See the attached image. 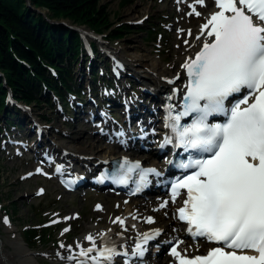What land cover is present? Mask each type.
<instances>
[{
    "label": "snow or ice",
    "instance_id": "obj_1",
    "mask_svg": "<svg viewBox=\"0 0 264 264\" xmlns=\"http://www.w3.org/2000/svg\"><path fill=\"white\" fill-rule=\"evenodd\" d=\"M196 5L205 6V0H194L188 15H201ZM214 5L218 11L211 13L196 37L200 40L206 35L212 39L204 40L195 58L181 65L188 77L182 110L173 115L175 106L167 107L165 127L171 134L166 135L161 147L175 138L174 146L189 153L188 161L178 165L184 174L171 182L173 203L181 190H186L183 206L176 210L178 219L187 223L191 237L220 246L189 258L178 251L183 241L177 240L170 254L178 264H264V0H214ZM242 90L246 94L225 107V101ZM218 114L226 117L225 122L210 124L209 117ZM188 116H192V122L182 125L181 119ZM123 134V130L116 133ZM139 168L137 161L127 170ZM148 173H156V169H143L142 181ZM167 206L168 201L160 205ZM3 222L8 223L7 217ZM146 222L152 224L154 220L147 217ZM113 223L124 227L121 217ZM160 231L139 234L130 250H119L115 242L98 246L96 237L89 234L85 239L90 246L77 244L78 253L66 259L76 264H88L89 260L91 264H115L120 256L125 258L123 264H132L131 258L143 257L149 241ZM110 232L99 235L107 240ZM60 247L71 249L72 245L61 243Z\"/></svg>",
    "mask_w": 264,
    "mask_h": 264
},
{
    "label": "rangeland",
    "instance_id": "obj_2",
    "mask_svg": "<svg viewBox=\"0 0 264 264\" xmlns=\"http://www.w3.org/2000/svg\"><path fill=\"white\" fill-rule=\"evenodd\" d=\"M26 2L30 4L29 7L32 9L38 12L42 10L41 14L48 16L47 7L34 6L32 0ZM101 3H105L110 12V17L113 20L111 29L106 30L104 27V30H92L85 23H74L68 18H57V20L68 22L78 32L86 29L88 33L93 35L86 37L90 41L93 40V43H96L95 47L98 48L94 64L98 63L103 68H107V64L111 65V61L109 58H105V52L101 50L99 40L121 46L126 51H143V48H146L145 50L148 49L152 56L160 58L164 63H169L175 57L174 50L183 46V42L187 39L195 37L200 22L199 16L193 19L187 15V4L175 3V0H130L126 2L123 0H101ZM133 13L138 17L146 16L131 20L129 17ZM124 24L129 27L122 30V36L111 34V30ZM166 24H168L167 27ZM150 27L155 29L154 33L148 31ZM189 30L191 35H189ZM84 47L82 39L80 52L75 55L74 61L71 62L74 66L76 83L80 80V72H84L83 84L85 86L88 85L87 83L92 76L96 77L95 95L97 94L98 100L103 102L100 94L101 91L105 90L103 87L104 80L101 79L102 74L98 71H93V74L90 73L89 61H83V58L86 57ZM108 69L111 75V70ZM133 88L139 91L135 83ZM114 89L118 90L115 86ZM83 90L86 92L87 88L83 87ZM40 92L48 95L44 89ZM45 99V96H40V101L33 100L29 104L32 107V113L50 131L47 135L48 138L50 136L56 143L57 140L54 136L60 134L61 136L77 137L78 132L81 133V136L76 139L77 141L88 143L90 140H94L102 154L109 150V147L103 146L104 139L99 138L98 134H92L94 122L85 120L76 122L72 118L74 112L70 114V112L58 110L57 98H51L49 101ZM21 102L23 103V101ZM114 113L117 120L123 123L126 114L120 111ZM54 128H58V130H54ZM63 130L68 132L63 133ZM6 131H3L2 135L0 134V204L3 208H0V232L2 238L6 240L5 249L9 251V259L14 264H18L21 260L10 242L15 237L14 234L18 232L24 237L23 231L26 227L43 225L46 219L55 217L53 221H58L59 224H57L58 229L54 231L51 242L39 244L34 248L28 246L32 252H35L34 256L40 264H64L65 260L61 254L65 255L66 251L65 248L60 247V244L66 245L77 241L89 231L91 226H96L99 219L102 220L109 212H117L116 194H108L105 191L100 193L90 188L83 193L64 190L59 186L56 178L36 171L37 167L44 165L43 159L35 158L32 148H29L30 143L35 141L36 134H27L26 129L20 134L10 127L7 133ZM10 138L16 142L24 141V143L10 142ZM107 144H109L108 141ZM45 145L48 146L49 142ZM117 152L121 155L127 153L124 148H119ZM43 169L45 170V167ZM30 173L31 175H29ZM42 188H44L43 191H41ZM123 204L125 207L127 206L126 202ZM34 205H41L46 208L45 214H39ZM97 205L101 206L100 210L97 209ZM126 209L121 210L124 217L128 216ZM49 210H53V212H49ZM4 217L8 219L7 224L3 222ZM65 217H70V219H64ZM53 221L50 223H54ZM99 223L104 222L99 221ZM128 223L137 228L140 226L138 221L134 219L128 220ZM65 228H68L69 231L64 232ZM163 253L165 254V251Z\"/></svg>",
    "mask_w": 264,
    "mask_h": 264
},
{
    "label": "bare ground",
    "instance_id": "obj_3",
    "mask_svg": "<svg viewBox=\"0 0 264 264\" xmlns=\"http://www.w3.org/2000/svg\"><path fill=\"white\" fill-rule=\"evenodd\" d=\"M207 12L204 13L200 17V25L198 26V29L196 33H200V28L203 22L209 18L210 13L212 10H216L217 8L214 5L213 2L208 3ZM200 9V7H199ZM147 10V9H146ZM145 11V10H144ZM197 11V10H196ZM146 14V13H145ZM146 16V15H145ZM144 15L137 16L135 13L131 15L132 19H140L145 17ZM191 17L194 19L196 18L195 14H192ZM130 20V19H129ZM70 27V25H69ZM82 28V27H80ZM91 28V27H90ZM92 29V28H91ZM93 30V29H92ZM207 31V30H206ZM205 31V32H206ZM82 34L84 36L91 35V33H88L86 29H82ZM197 35H195L194 38L187 39L188 43L185 44L183 42V46L180 48H176L174 50L175 57L172 58V61L169 63H164L160 58L154 57L151 55L150 51L145 50L146 48H143L142 50H134V51H126L121 46H115L112 44H109L105 41H100L99 43L101 47L107 49L105 52H109L112 55H116L118 58L125 63L126 68L123 73L124 77L121 84L122 90H125V94L128 95V93L132 92V89L130 88V83L128 82L127 76L132 74L134 76V83L136 85L144 86L147 85L149 87L153 86L154 90L156 91V94L149 95L144 92H132V96L129 95L128 98L131 100L130 103V110H128V115L132 117L133 119V126L135 123V129L130 128L127 132L123 130V136L124 137H132L130 138V143H136L137 145L140 144L139 140L133 139L136 137V133L139 132L138 130H141L142 128H145L148 123H151L150 120L154 118V112L155 109L158 108V102H157V94L158 91H160L161 88L169 89L170 86H177V85H183V83L187 79L186 70L181 67V65L188 59H191L196 52V50L202 45L204 40H210L211 37H207L206 35L201 36L200 40L196 39ZM135 72L137 74H135ZM140 77V78H139ZM136 78V79H135ZM169 81H172V83H169ZM129 87V88H128ZM143 94V95H141ZM141 95V96H140ZM27 114L28 110L26 112H22V114ZM29 114V113H28ZM97 113H93L94 116H96ZM151 115V117H149ZM97 117V116H96ZM98 118V117H97ZM108 118V117H107ZM106 117L100 119L103 124H108V130L116 129L117 132L121 131L122 129L119 128V126L111 121L108 120ZM155 119L152 121L151 125H154ZM111 126L113 128H111ZM44 132H48V129L46 126H44ZM32 129V128H31ZM51 130V128H49ZM54 130H56L54 128ZM147 130V129H145ZM31 133V132H30ZM31 134L35 135L37 134V130L33 131ZM49 132L45 135V137H42L41 139H35L37 143H40V147L47 148L45 144L48 143L50 146L48 150H53V158L54 163L58 164L61 162H65L67 167H72V165L77 161L78 164L83 159L87 162L90 160L92 161L91 164H94L99 159H109L115 154H118V146H121V144H118L119 142L114 140H109V144H107V141L103 144V146L109 147V150L102 154L98 148V145L95 144L94 140H90L88 143H82L81 141H77L78 137L81 136V133L77 132V137H71V136H61L58 134L57 136H54L57 142L51 141L48 138ZM150 135L153 134V132L149 133ZM149 135V136H150ZM42 136V135H41ZM130 136V137H129ZM148 136V137H149ZM107 139V138H106ZM101 140V139H100ZM149 140V139H148ZM148 140H145L144 143H146ZM54 143V144H52ZM42 144V145H41ZM123 146V145H122ZM129 148H135L133 146H129ZM48 153V152H47ZM125 154H132V153H125ZM121 156V155H120ZM80 160V161H79ZM73 163V164H72ZM146 165L151 166H159V163L156 160H148ZM81 166H83L81 164ZM75 168V167H73ZM110 194V192H108ZM164 191L161 188H158L156 192H153V194L150 197L145 198H139V197H121L116 195V204L118 206L117 212H109L106 217L99 219V221L104 223H98L96 226H91L89 228V231L84 234L82 237L77 239V241H74L71 244H66L65 246L72 245L71 249H68L65 247V255L61 254V257L65 260L64 264H76V261H69L66 259V257L70 254L78 253L79 249L76 247L77 244H80L83 247L90 246V242L85 239V237L89 234L96 237V243L98 246H102L105 243L109 242H115L122 246V249L125 248L127 245H131L132 242H136L138 240L139 234L142 233H150L154 229H160V238L164 239H172L183 241V243L179 244V248L185 252V250H195L199 249L202 246H209L207 245L206 241L204 239H199L196 242L188 239L185 237V229L181 225L175 216V212L172 213L170 210L171 208L176 204L173 203L170 199L168 200L170 202V207L161 208L160 203L162 200L166 198L167 194H162ZM124 202H126L127 206H124ZM111 206V205H110ZM126 209L128 212V216L124 217L121 214L122 209ZM112 211V210H111ZM116 217H121L124 220V227H121L118 223H113V220ZM135 217V218H134ZM147 217H152L154 220V223L148 224L146 222ZM132 219L137 220L139 223V228L133 227L132 224L128 223V220L132 221ZM135 222V221H134ZM111 229V232L108 234L107 240L102 238L99 234L108 232V230ZM126 229V230H125ZM117 233H123V235H117ZM13 240L10 242L13 244L14 251L19 254V257L21 258L20 262L18 264H40L38 259L35 258L34 253L31 251V248L28 246L29 244L25 241L24 237L20 233L14 234ZM5 242L2 238L1 232H0V264H14L11 263L9 259V251L5 249ZM37 254V253H36ZM95 253H92L90 255H94ZM172 255L170 252H166L164 255L160 257L158 261L150 262L149 264H174V262H171ZM77 259H83L80 257H77ZM88 262H91L90 260ZM117 264H123L122 261H120Z\"/></svg>",
    "mask_w": 264,
    "mask_h": 264
},
{
    "label": "trees",
    "instance_id": "obj_4",
    "mask_svg": "<svg viewBox=\"0 0 264 264\" xmlns=\"http://www.w3.org/2000/svg\"><path fill=\"white\" fill-rule=\"evenodd\" d=\"M26 1L0 0V70L3 73L0 74V113L8 86L18 98L28 102L40 101L38 93L45 88L66 100L67 91L78 87L71 62L80 52V33L66 24L52 23ZM126 1L130 0H123ZM32 3L47 7L50 17L68 18L95 30L111 29L113 23L107 5L101 0H32ZM127 27L124 24L110 32L122 36V30ZM6 122L12 119L7 118ZM3 130L0 118V134ZM36 209L41 215L46 211L41 205ZM53 231L55 227L31 226L23 233L28 243L36 247L50 242Z\"/></svg>",
    "mask_w": 264,
    "mask_h": 264
},
{
    "label": "water",
    "instance_id": "obj_5",
    "mask_svg": "<svg viewBox=\"0 0 264 264\" xmlns=\"http://www.w3.org/2000/svg\"><path fill=\"white\" fill-rule=\"evenodd\" d=\"M29 1V0H28ZM41 12H42V10H41ZM52 22H59V23H65V24H67V25H69V23L68 22H66V21H63V20H57V19H50Z\"/></svg>",
    "mask_w": 264,
    "mask_h": 264
}]
</instances>
